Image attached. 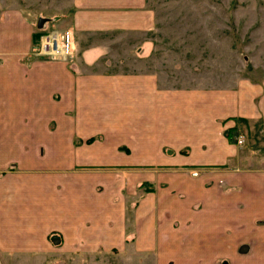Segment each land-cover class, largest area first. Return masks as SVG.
Segmentation results:
<instances>
[{
	"label": "crops",
	"instance_id": "obj_1",
	"mask_svg": "<svg viewBox=\"0 0 264 264\" xmlns=\"http://www.w3.org/2000/svg\"><path fill=\"white\" fill-rule=\"evenodd\" d=\"M13 7L0 0V264H264V79L163 65L148 0H35L31 23ZM45 28L70 33L68 62L39 55Z\"/></svg>",
	"mask_w": 264,
	"mask_h": 264
},
{
	"label": "rangeland",
	"instance_id": "obj_2",
	"mask_svg": "<svg viewBox=\"0 0 264 264\" xmlns=\"http://www.w3.org/2000/svg\"><path fill=\"white\" fill-rule=\"evenodd\" d=\"M5 1L14 6L13 9H18L30 23L31 16L35 19L45 16L36 13L39 8L34 7L35 0L32 7L31 0ZM148 2L157 15L155 30L149 38L158 48L157 55L163 56V65H174L188 79L206 75L214 83L229 79L224 77L226 75L235 77L241 74L256 81L264 79V0ZM52 32L56 31L45 28V34ZM245 149L242 153L246 158ZM263 161H253V166L263 168ZM32 261L25 259L23 262L32 264ZM48 262L64 264L65 261L52 258ZM66 264L73 262L68 259Z\"/></svg>",
	"mask_w": 264,
	"mask_h": 264
},
{
	"label": "built area",
	"instance_id": "obj_3",
	"mask_svg": "<svg viewBox=\"0 0 264 264\" xmlns=\"http://www.w3.org/2000/svg\"><path fill=\"white\" fill-rule=\"evenodd\" d=\"M39 55L45 57L49 61L68 62L73 55L72 36L69 32L60 33L52 32L44 34L39 44ZM240 137L239 144H243Z\"/></svg>",
	"mask_w": 264,
	"mask_h": 264
},
{
	"label": "trees",
	"instance_id": "obj_4",
	"mask_svg": "<svg viewBox=\"0 0 264 264\" xmlns=\"http://www.w3.org/2000/svg\"><path fill=\"white\" fill-rule=\"evenodd\" d=\"M41 36H42V34H36L35 36H34V43H35V45L37 46V41L41 38ZM227 136L229 137V139L231 140V141H233V137H232V131H228L227 133ZM93 140H90L89 142H92Z\"/></svg>",
	"mask_w": 264,
	"mask_h": 264
},
{
	"label": "water",
	"instance_id": "obj_5",
	"mask_svg": "<svg viewBox=\"0 0 264 264\" xmlns=\"http://www.w3.org/2000/svg\"><path fill=\"white\" fill-rule=\"evenodd\" d=\"M42 26H43V21H40L39 22V27L42 28ZM248 250H249L248 247H244V248L241 249V252L242 253H246V252H248Z\"/></svg>",
	"mask_w": 264,
	"mask_h": 264
}]
</instances>
